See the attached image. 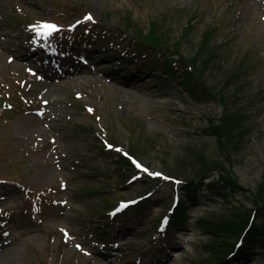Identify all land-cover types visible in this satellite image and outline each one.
<instances>
[{"label":"rangeland","instance_id":"rangeland-1","mask_svg":"<svg viewBox=\"0 0 264 264\" xmlns=\"http://www.w3.org/2000/svg\"><path fill=\"white\" fill-rule=\"evenodd\" d=\"M82 4L111 28L131 15L147 33L153 20L166 18L163 30L170 29L171 44L198 14L182 51L193 56L205 32L215 29L204 55L216 51L217 58L206 78L218 90L240 73L233 100L247 117L241 144L227 146L204 133L223 111L219 101L192 98L160 68L122 57L125 44L93 37L75 47L34 29L54 19L71 24L83 16ZM5 111L10 118L0 117V209L11 215L7 227L0 224V264L216 261L211 248L217 241L198 220L210 214L236 219L253 210L252 191L264 179V0H0V112ZM107 141L123 151L137 149L139 161L155 175L183 168L176 174L191 177L189 154L203 152L224 164L225 180L245 191L212 192L210 183L222 174H208L201 206H189L184 231L161 242L158 219L184 198L182 186L179 194L173 182L157 185L115 170L122 154ZM25 188L45 198L34 200V210L27 209ZM150 193L144 211L113 220L104 209ZM257 221H264L262 212ZM248 263L264 264L261 245Z\"/></svg>","mask_w":264,"mask_h":264},{"label":"trees","instance_id":"trees-1","mask_svg":"<svg viewBox=\"0 0 264 264\" xmlns=\"http://www.w3.org/2000/svg\"><path fill=\"white\" fill-rule=\"evenodd\" d=\"M84 7L83 4L80 6V11L83 13V16L72 21L71 24L63 25L54 19L53 21L37 24L34 29L38 32L40 31V26L43 24L55 25L58 29L60 28L62 30L61 32H54L52 34V40L57 39L59 42H63L64 40L66 41L65 43L69 44L70 42V45L75 47L93 37H104V39H108L111 42L112 46L125 44L122 57L132 58L133 60L138 59L147 66L160 68L167 78L180 86L192 98H209L214 101H219L222 104L223 111L216 119L211 118L209 120L210 124L204 130V133L215 136L227 146H238L241 144L242 139L248 133L246 127L247 117L244 114L242 115L238 108H235L234 105L236 103L233 100L236 99L240 90L238 86H235L240 73L235 72L234 75L228 77L218 90L214 86L209 85L206 78V73L210 71L217 58L216 51H213L209 56L204 55L212 40L215 29H210L205 32L193 56H189L182 51L183 42L188 40L196 28L194 21L198 19V14H193L188 18L184 31L171 44L170 29L163 30L164 26L166 27L164 25L166 18L153 20L150 29L146 33L142 25L133 20L131 15L124 17L123 24L114 28H111L103 22H96L94 19L87 20L86 17L90 15V12L85 11L83 9ZM73 12L75 13L76 10ZM109 16L110 14L106 13L103 19H107ZM99 40L97 39L95 42ZM4 102L8 103L11 109H15L14 103H10L6 99ZM6 111L5 113L0 112V117L5 121L10 118ZM118 148L122 150L120 147ZM124 152L125 155H119L115 160L114 163L117 165L115 170L126 171L131 177L144 176L145 178H151L157 181V185L173 182L176 184L177 187L175 190L179 194V186H182L181 190L184 192V198L180 197L176 204L169 210L168 214L158 219L160 221L163 218H167L166 228L161 235V242L171 235H177L184 231L188 223L186 212L189 210V206H200V198L198 196L205 187L203 180L208 174L215 171H219L222 174L219 181L210 183L209 190L212 192L216 193L221 188L228 189L230 187L245 191V188L236 182L225 180L223 176V173L226 172L224 164L215 159L208 158L205 153L197 150L189 154V161L187 163L191 166L193 176L182 177L181 175L183 174L179 176L176 174V171L179 170L177 169L173 170L175 172H165L158 179H155V174L149 169L144 171L145 168L142 167L143 164L139 161L136 153L137 149L132 147L131 151L127 150ZM137 165L140 167H137ZM182 170L183 168H180V171ZM180 171L177 172L180 173ZM92 191L90 190V193ZM149 195L144 196L137 205H133V207L125 210L124 213L129 215L136 209L137 211L146 210L144 204L149 199ZM252 195L255 200V208L245 214L237 216L236 219L218 220L210 214L198 220L197 224L200 229L206 234L213 236V239L217 241L211 248V251L218 257V260L206 261L203 264H249V260L254 255V247L258 244L262 246L264 256V221L261 223L257 221L259 212H262L264 217V179L259 184L257 190L252 191ZM25 196L29 211L35 208L34 200H45L42 195L34 191H29L26 188ZM115 206L116 203L112 205L106 203L104 209H108L107 212H109ZM9 215L10 212L7 209L0 211V218ZM225 234H231V237H236V241L234 242L230 239L231 237H225Z\"/></svg>","mask_w":264,"mask_h":264},{"label":"snow or ice","instance_id":"snow-or-ice-1","mask_svg":"<svg viewBox=\"0 0 264 264\" xmlns=\"http://www.w3.org/2000/svg\"><path fill=\"white\" fill-rule=\"evenodd\" d=\"M87 20H92L91 16L86 17ZM40 31L43 35L45 36H50L52 33L59 31V29L57 28V26L55 25H51V24H43L40 26ZM91 111V110H89ZM111 147V146H109ZM117 151H120L119 149H117ZM137 167H140L139 165H137ZM144 171H147V169H144ZM156 175H159L158 173Z\"/></svg>","mask_w":264,"mask_h":264}]
</instances>
